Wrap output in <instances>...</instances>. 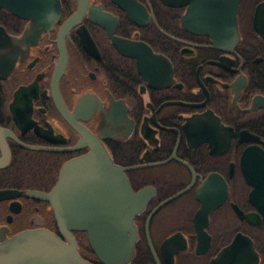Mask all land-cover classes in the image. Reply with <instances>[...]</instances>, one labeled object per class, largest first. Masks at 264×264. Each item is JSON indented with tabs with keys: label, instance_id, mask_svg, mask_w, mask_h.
<instances>
[{
	"label": "flooded vegetation",
	"instance_id": "flooded-vegetation-1",
	"mask_svg": "<svg viewBox=\"0 0 264 264\" xmlns=\"http://www.w3.org/2000/svg\"><path fill=\"white\" fill-rule=\"evenodd\" d=\"M60 3V19L36 41L14 40L28 20L0 8V28L12 37L0 47V128L10 152L0 145V191L10 192L0 200V242L39 228L65 240L50 203L29 192L50 191L63 164L89 152L87 129L143 196L127 264H264V209L251 195L264 202V184L246 175L264 170L242 163L246 149L264 156V0H239V40L226 48L187 30L189 4ZM81 4L63 33L67 62L58 75L59 32ZM113 37L169 63L140 70ZM72 234L83 258L103 264L86 231Z\"/></svg>",
	"mask_w": 264,
	"mask_h": 264
},
{
	"label": "water",
	"instance_id": "water-1",
	"mask_svg": "<svg viewBox=\"0 0 264 264\" xmlns=\"http://www.w3.org/2000/svg\"><path fill=\"white\" fill-rule=\"evenodd\" d=\"M162 1L170 5L189 4L181 18L183 25L194 34L209 36L214 46L226 48L239 40V0ZM0 8L28 20L22 35L13 37L20 42L36 41L42 32L54 27L62 11L60 0H0ZM83 10L81 4L59 32L58 75L64 71L67 62L63 33L76 22ZM80 34L85 49L93 54L92 40L82 32ZM11 40L12 37L0 28V47ZM113 42L123 54L137 58L139 69L147 62L153 64L155 70L169 63L167 57L150 47L144 50L147 55H143V43L119 37H113ZM169 72L171 74V68ZM61 104L60 110L68 118L62 100ZM81 131L90 147L89 152L64 163L58 181L50 191L29 192V195L50 203L65 240L45 228L22 231L0 242V264H93L79 254L73 230L86 231L91 249L103 264H127L133 258L137 236L133 218L140 209L143 196L133 194L124 168L113 162L102 141L87 129ZM0 145L8 158L10 152L1 128ZM243 154V164L249 158L250 169L264 170L261 151L246 149ZM246 175L252 184H264V173ZM9 193L0 191V200L10 197ZM251 195L253 203L264 209L258 192L253 190Z\"/></svg>",
	"mask_w": 264,
	"mask_h": 264
},
{
	"label": "trees",
	"instance_id": "trees-1",
	"mask_svg": "<svg viewBox=\"0 0 264 264\" xmlns=\"http://www.w3.org/2000/svg\"><path fill=\"white\" fill-rule=\"evenodd\" d=\"M79 245H80V248H81V251L84 250L86 247H87V242L85 241H80L79 242Z\"/></svg>",
	"mask_w": 264,
	"mask_h": 264
}]
</instances>
